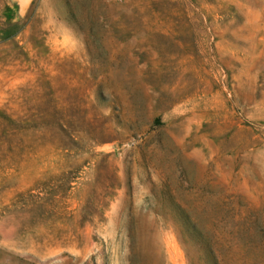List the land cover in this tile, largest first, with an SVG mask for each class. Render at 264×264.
<instances>
[{"label": "rangeland", "instance_id": "obj_1", "mask_svg": "<svg viewBox=\"0 0 264 264\" xmlns=\"http://www.w3.org/2000/svg\"><path fill=\"white\" fill-rule=\"evenodd\" d=\"M0 264H264V0H0Z\"/></svg>", "mask_w": 264, "mask_h": 264}]
</instances>
